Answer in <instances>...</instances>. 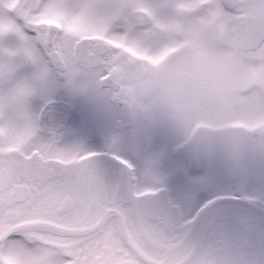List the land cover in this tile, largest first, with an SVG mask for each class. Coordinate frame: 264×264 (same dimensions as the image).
Wrapping results in <instances>:
<instances>
[{"label": "snow or ice", "instance_id": "obj_1", "mask_svg": "<svg viewBox=\"0 0 264 264\" xmlns=\"http://www.w3.org/2000/svg\"><path fill=\"white\" fill-rule=\"evenodd\" d=\"M162 122L264 157V0H0V264H242L167 195Z\"/></svg>", "mask_w": 264, "mask_h": 264}, {"label": "flooded vegetation", "instance_id": "obj_2", "mask_svg": "<svg viewBox=\"0 0 264 264\" xmlns=\"http://www.w3.org/2000/svg\"><path fill=\"white\" fill-rule=\"evenodd\" d=\"M81 104L83 110L89 115L95 133L87 137L88 147L102 152L105 150L104 141L107 132L115 120L114 110L109 109L102 102L82 101ZM192 145L199 144L185 146L181 137L180 143L169 148V153L172 156L179 155L181 151ZM155 146L153 143V150ZM249 153L258 161L264 160V157L256 150L243 153L244 158H247ZM123 154L126 159L136 160L132 151L125 150ZM199 169L200 165L186 167L178 162L160 161L158 174L165 180L167 195L182 201L185 215L193 220L198 228L214 223L220 230L225 224L230 225L236 248L245 249L238 256L242 264H264V195L253 194L245 189V185L229 186L228 191L214 192L213 184L196 180L195 175ZM219 197H225V199H218ZM210 201L215 203L201 211Z\"/></svg>", "mask_w": 264, "mask_h": 264}, {"label": "rangeland", "instance_id": "obj_3", "mask_svg": "<svg viewBox=\"0 0 264 264\" xmlns=\"http://www.w3.org/2000/svg\"><path fill=\"white\" fill-rule=\"evenodd\" d=\"M168 123L162 122L153 129V152L160 161L178 162L183 166H198L196 180L213 184L214 192L228 191V187L243 186L253 194L264 195V160L247 154L233 158L220 144L209 147L206 142L197 143L172 156L169 148L180 143V134ZM174 130V131H173ZM183 140V139H182ZM250 188V190H249Z\"/></svg>", "mask_w": 264, "mask_h": 264}]
</instances>
